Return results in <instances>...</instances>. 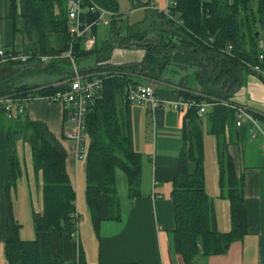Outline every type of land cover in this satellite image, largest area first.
I'll return each mask as SVG.
<instances>
[{
  "label": "crops",
  "instance_id": "0c3cea01",
  "mask_svg": "<svg viewBox=\"0 0 264 264\" xmlns=\"http://www.w3.org/2000/svg\"><path fill=\"white\" fill-rule=\"evenodd\" d=\"M118 16V20L126 23H140L130 22L119 13ZM102 29L103 33H95V41L107 40L110 27L103 24ZM34 41L32 37L26 41L15 28L9 0H0V47L16 52L37 50L34 45L37 41ZM65 47V34L45 35L44 52L61 54ZM257 49L258 53L264 52L262 39L258 40ZM159 50L166 59L159 58V62L165 60V64L156 70L147 71L144 67L146 51L139 46H115L102 61L106 66L122 68L120 70L128 74L132 82L151 83L156 95L165 101V107L157 108L152 117L146 106L125 104L121 97L116 99L117 106L126 114L130 147L138 154L140 163L139 179L133 190L129 188L124 170L115 169L112 195L117 207L114 216L110 215L109 196L104 192L101 164L95 158V185L99 194L98 219H93L87 201V147L84 157L78 159L71 142L65 139L64 133L73 125L64 118L63 105L42 98L38 92H31L24 103L22 115L43 122L66 151L65 170L75 195L74 207L80 216L77 236L69 230L36 233L33 213L42 210L41 175L34 170L30 145L18 138L12 145L18 170L14 180L10 181L9 124L4 119L6 115L0 113V264H7L4 240L9 218L19 224L20 239H37L40 246L46 245L51 259L64 264H264V136L260 133L254 137L251 135L254 123L250 118L236 125L235 109L231 107L224 106L228 114L221 132L215 134L212 122L220 119L214 113L216 107L209 105L199 115L194 111H176L171 106V102L178 98H224L226 102L246 107L248 114L264 129V80L249 70L246 63L238 62L235 74L234 71L226 72L225 62L222 68L220 58L215 56L210 60L209 53L202 54L195 47L185 52L173 47L169 54L161 48ZM100 52L104 54V51ZM94 58L90 53L75 58L77 70L82 73L101 71L97 69V58ZM63 60L66 61L57 57L52 60L53 65L61 68L55 67L56 73L43 76L44 82H34L37 83L36 89L55 85L56 79L66 76L65 80L71 74V68L60 64L64 63ZM137 64L145 72L139 73L135 67ZM30 65L43 67L36 61L27 67ZM147 73L155 74L154 83L149 81L150 74ZM55 74L59 77L51 78ZM221 84L223 88L219 87ZM9 90L6 83L0 84L1 97L9 95ZM184 152L187 153L188 172L201 169L203 188L211 204V227L219 233L232 230L231 203L226 187L221 184L222 167L226 169L227 166L224 164L226 157L231 160L236 179L243 181L246 215L243 234L232 240L224 252L207 254L202 250L188 261L174 246L176 222L171 200L173 180Z\"/></svg>",
  "mask_w": 264,
  "mask_h": 264
},
{
  "label": "trees",
  "instance_id": "16d2710c",
  "mask_svg": "<svg viewBox=\"0 0 264 264\" xmlns=\"http://www.w3.org/2000/svg\"><path fill=\"white\" fill-rule=\"evenodd\" d=\"M96 4L115 13L107 25L111 28L114 21H118V12L115 0H92ZM16 0H9V6ZM90 4L89 0L86 3ZM21 15L24 23V33L28 37L35 33L38 40L34 45L37 50L43 51L44 37L49 33H62L66 37L68 47L69 37L67 33L66 0H19ZM163 17L162 12H156ZM11 16V13H10ZM165 16V15H164ZM170 16L177 23H172L175 28L187 33L195 42L192 47H197L202 54H208L210 60L215 56L224 62L234 64L233 71L246 62L255 63L260 53L257 49L258 40L264 41V0H175V6L170 9ZM94 15L84 16V21L90 22ZM126 24L127 29L123 39L129 41L115 42L118 45L128 47L136 45L137 40L144 38L148 31L144 28L133 27ZM95 32V25L92 27ZM112 30V29H111ZM258 33L255 36V33ZM210 37L211 41H207ZM136 39V40H135ZM82 40L75 43L72 56L74 58L88 55L90 50L83 48ZM107 45H109L107 43ZM226 46V47H225ZM227 46L230 48L227 49ZM107 56L111 47H105ZM154 48L146 51V66L149 71L164 67L165 60L158 62L154 57ZM31 50L34 55L43 54ZM55 55L60 54L51 52ZM264 54V52H262ZM50 54V53H47ZM159 53L158 58H164ZM98 58V57H97ZM104 60V59H102ZM157 60V63L155 61ZM225 60V61H223ZM36 61L30 60L28 63ZM37 62V61H36ZM52 62V61H51ZM51 62L46 64H52ZM23 64L15 73L26 67ZM105 64L97 66L104 71L101 98L93 101L87 108L85 116V131L87 147V201L94 220L98 219V194L95 185V163L98 157L104 183V192L109 196L110 215L114 216L117 202L112 195L115 191L114 172L117 167L124 170L127 175L129 188L133 190L139 179L140 159L137 153L130 147V135L126 114L122 107L117 106V97L124 98L129 77L120 75L122 68H104ZM24 71L14 79L6 82L7 86L20 96H26L31 92L45 95L57 89L54 84L36 89V84H25L17 79L27 72L38 74L42 71H57L55 67L42 70L40 65ZM264 69V65L262 67ZM111 75V76H109ZM125 76V74H124ZM66 77V76H64ZM69 77V76H68ZM4 78V79H5ZM3 80V78H0ZM139 83V82H138ZM199 101V99H195ZM214 107V113L219 116L218 121L212 122V131L219 134L228 111L224 106ZM188 111H195L190 109ZM0 107V113L3 114ZM187 112V111H186ZM64 118L66 113L64 111ZM7 136L11 150L9 177L13 181L18 170L12 145L18 138H22L31 148L33 167L35 172L41 175L42 210L33 213V226L36 233L48 231L73 230L74 191L70 185L65 170L66 151L60 141L49 131L41 121L30 120L24 115H18L14 119H8ZM186 152L180 157L177 173L173 180V192L171 200L174 209L176 228L174 230V246L184 259L191 260L196 252L207 254L224 252L229 243L241 236L246 228V215L243 206L242 179H236L231 160L226 157V169L222 167L221 184L226 187V194L230 200L232 215V230L228 233H219L210 225L211 204L203 188V175L200 168L189 173L186 168ZM189 155L188 157H190ZM223 166V163H222ZM239 181V182H238ZM78 215V213H77ZM80 216L78 215V222ZM19 224L9 218L6 225V237L4 240V255L7 264H64L62 261L51 259L45 244L40 246L37 239L22 240L18 235ZM75 264V263H72ZM80 264V263H79Z\"/></svg>",
  "mask_w": 264,
  "mask_h": 264
},
{
  "label": "built area",
  "instance_id": "2783aa9c",
  "mask_svg": "<svg viewBox=\"0 0 264 264\" xmlns=\"http://www.w3.org/2000/svg\"><path fill=\"white\" fill-rule=\"evenodd\" d=\"M66 0V14H67V33L69 37L68 47L60 55H34L32 51L16 52L14 50H8L0 47V64L18 62L20 64H26L30 60H36L37 63L44 65L51 62L54 58L66 59L72 64L73 73L65 80L56 83L57 86L53 92L41 95L42 98L50 102L61 103L66 113V120L73 125L71 130L64 133L65 139L71 142L72 148L78 159H82L86 151V131H85V116L88 106L95 100L101 98L102 92V72L82 73L75 67V61L72 56L73 47L75 43L82 40L83 48L85 50H91L95 37L91 35L92 27L98 23L107 25L110 23L111 18L115 15L110 10L97 5L92 0ZM175 6V0H167L165 8L156 9L158 12H162L167 16H170L171 7ZM92 21H84V16H92ZM108 16V17H107ZM207 41H211L208 37ZM264 54L260 53L257 62H246V66L250 68L254 73L264 80ZM125 99L130 105H143L146 106L148 114L154 116L155 110L159 107H165V101L159 98L151 84L141 83H128L125 91ZM28 100V96H15L6 95L0 96V107L3 109L8 119H14L18 115H22L24 112V103ZM224 106L235 109L236 125H240L245 118L252 119L254 123V129L251 130V135L254 137L258 133L264 136V129L261 128L255 119H253L247 112V108L241 105H235L226 101L220 102ZM214 103H204L192 99L178 98L171 102V106L174 110H194L197 114H202L208 105ZM157 184V182H154ZM73 220L76 223V231L73 233L77 236V224L78 215L77 212L73 215Z\"/></svg>",
  "mask_w": 264,
  "mask_h": 264
},
{
  "label": "rangeland",
  "instance_id": "374dc122",
  "mask_svg": "<svg viewBox=\"0 0 264 264\" xmlns=\"http://www.w3.org/2000/svg\"><path fill=\"white\" fill-rule=\"evenodd\" d=\"M116 3H117V11L119 14H121V16L123 18H127L130 22H140V23H134V24H131L128 22L130 25H134L133 27L144 28L143 30L148 31L146 36L144 38L137 40L136 45H134V46L135 47L136 46L142 47L145 49V51H147V49H151V48L155 47L153 55H154V57H156L157 60L159 59L157 55H159V53H161L159 48H161L164 53L169 54L172 52L173 47H176L177 49L183 50L185 52V50L191 49L190 48L191 45H195V42L191 39V37L187 33H185V32L174 27V25L172 23H174V22L177 23V22L174 21L172 17H169L164 13L163 14L165 16L163 15V17H160L158 15V13H156V12H158L156 9L160 10V9L165 8V0L163 2L157 1V0H152V1H149V3H148V0H135V2H133L131 0H116ZM154 6L156 9L154 8ZM100 7H102V6H100ZM102 8H104V7H102ZM10 13H11V17L14 21L15 28L20 31V33L23 35V38H25V40L27 41L28 39L30 40L32 37V39L37 41L38 36L35 33L30 35L29 37L27 34L24 33V23H23V17L21 15V8L19 5V0H16V2H14L13 5H11ZM128 23H126L124 20L114 21L113 24L111 25L110 33H109L107 40L106 41H98V40L94 41V45L89 52H91L90 53L91 55L94 54L95 58L98 57L96 60V62L98 63V64L96 63L97 66L104 64V62H102L103 61L102 59H104L105 54L100 52V50L106 51L105 47H108V46L111 48H114L115 46H119L115 42L129 41V39H123V37H122L123 35H125L126 31L132 32L131 29H127V27H126V24H128ZM102 25L103 24L98 23L95 26V30H96L95 32H93V29H92L91 35L93 37H95V39H96V34H95L96 32L97 33H100V32L103 33L104 32L103 29L100 30L102 28ZM98 30H99V32H98ZM107 43L109 45L105 46ZM130 47H131V45H130ZM168 47H171L170 52H168ZM195 48H197V47H195ZM37 52L43 53L42 55H47L46 51L44 52V50L43 51L37 50ZM157 60L155 61V63H157ZM225 63H226V66H225L226 72H232L233 67L235 65L234 64L233 65L228 64L227 62H225ZM12 64H14V65H12ZM60 64L61 65L66 64L63 66L69 67V69L70 68L73 69L72 64L67 60L64 61V63H60ZM75 64H76L75 68L78 69L77 62H75ZM27 65H29V63ZM27 65H26V67H27ZM44 65H46V64H44ZM21 66H22V64H20L18 62H10V63L0 64V78L4 79L5 76H9L13 71H15L16 69H19ZM135 67L137 68L136 65H135ZM142 69L143 68L141 66V73L145 72ZM137 70H138V68H137ZM147 71H149V70L147 69ZM99 72L103 73L104 71H99ZM53 73H56V72L55 71H51V72L42 71L38 74H34L32 72H27L23 76L18 78L17 81L23 82L25 84H33L36 81H37V83L38 82L42 83V82H44V80H46V79H44L43 76L53 74ZM124 73H125L124 71L120 70V75H122L123 77H128V74H125V76H124ZM71 74L69 76H71ZM147 75H149L148 78H149L150 82L154 83L156 81L157 77H155V74L147 73ZM109 76H111V75H109ZM58 77L59 76H57L55 74L51 78L56 79ZM63 78H64V76H63ZM63 78H61L59 80L56 79V81H58L57 83L63 81L64 80ZM37 83H34V84H37ZM44 84H46V83H44ZM10 91H12V89H10L9 92ZM13 91H14V89H13ZM10 94L15 95V96H20L16 92H12ZM26 96L30 97L29 94ZM205 100L206 101H212L213 99H211V97H205ZM135 132H136V130H134V134H135ZM96 159H98V157H96ZM72 220H73V218H72ZM73 222H74L75 226H74L73 230H71V232L75 233L76 223L74 220H73Z\"/></svg>",
  "mask_w": 264,
  "mask_h": 264
},
{
  "label": "water",
  "instance_id": "95a60500",
  "mask_svg": "<svg viewBox=\"0 0 264 264\" xmlns=\"http://www.w3.org/2000/svg\"><path fill=\"white\" fill-rule=\"evenodd\" d=\"M257 32L255 33V36H257ZM171 51V47H168V52H170ZM145 59H146V56L144 57V61H143V64H144V66H146V61H145ZM137 66V68H138V71H139V73H141V65L140 64H138V65H136ZM50 67H58V68H61V66L60 65H57V64H46V65H44L41 69L42 70H45V69H47V68H50ZM104 68H117V66H112V65H108V66H104ZM30 69H32V68H30V67H24V68H22L20 71H18L17 73H15L13 76H11L10 78H7V79H4V80H2V81H0V84H3V83H6V82H8V81H10V80H12V79H14L16 76H18L19 74H21L22 72H24V71H28V70H30ZM64 70V69H63ZM74 71L72 70L71 71V73H73ZM219 74V72H217V74L216 75H218ZM211 84H212V80H211ZM220 88H223V84H221L220 86H219ZM225 91H226V89H224Z\"/></svg>",
  "mask_w": 264,
  "mask_h": 264
},
{
  "label": "bare ground",
  "instance_id": "6f19581e",
  "mask_svg": "<svg viewBox=\"0 0 264 264\" xmlns=\"http://www.w3.org/2000/svg\"><path fill=\"white\" fill-rule=\"evenodd\" d=\"M230 47L229 46H227V49H229ZM248 68V67H247ZM249 70H251L250 68H248ZM252 71V70H251ZM253 72V71H252ZM146 84H151V83H146ZM152 85V84H151ZM155 90V89H154ZM183 99H188V98H183ZM190 99V98H189ZM211 99H213L212 101H206L205 99L204 100H199V102H204V103H214V104H212V105H210V106H216V105H219V106H224L223 104H221L220 102H222V101H224V98H211ZM192 100H195V99H192ZM209 106V105H208ZM176 111H181V112H183V111H188V110H176ZM205 112V111H204ZM203 112V113H204ZM202 113V114H203ZM5 114V113H4ZM197 114V113H196ZM6 115V114H5ZM199 115H201V114H199Z\"/></svg>",
  "mask_w": 264,
  "mask_h": 264
}]
</instances>
